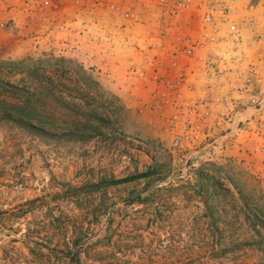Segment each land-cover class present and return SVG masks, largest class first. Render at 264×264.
Here are the masks:
<instances>
[{"label":"rangeland","instance_id":"rangeland-1","mask_svg":"<svg viewBox=\"0 0 264 264\" xmlns=\"http://www.w3.org/2000/svg\"><path fill=\"white\" fill-rule=\"evenodd\" d=\"M37 1L0 0V264H264V0H224L239 32L218 25L203 60L184 51L202 36L191 9ZM181 69L193 85L157 98ZM218 97L247 104L187 115Z\"/></svg>","mask_w":264,"mask_h":264},{"label":"built area","instance_id":"built-area-1","mask_svg":"<svg viewBox=\"0 0 264 264\" xmlns=\"http://www.w3.org/2000/svg\"><path fill=\"white\" fill-rule=\"evenodd\" d=\"M168 2V3H167ZM38 7L43 10L48 5H51L49 0H39L37 1ZM157 4L159 5H165L169 7H173L175 9L177 8H185V9H191L193 11L198 12L200 19L202 21V31H201V38L197 41H191L190 39H187L188 45L184 47L185 54L188 56V58L193 57L196 60H203V56L197 55V50L207 48L216 38L215 32L218 30L217 26L221 23H227L228 25V32L231 34H238L239 32V26L237 23L233 20V16L231 15L229 6L227 5V2L224 0H219L217 3L210 4V5H204L202 2L200 3H193V0H179L178 2L172 4L171 2L167 0H158ZM128 16V14H126ZM209 25H213L215 28H210ZM210 54L213 55L214 52L210 51ZM160 57L157 58V67L156 64H152L151 66V72L149 73L150 78L153 81H156L157 84H160L161 77L156 72V69L158 70L160 66ZM177 52L174 51L172 53V59L171 62L173 65H177L179 61L177 60ZM189 60V59H188ZM207 67L210 69L216 68V63L214 59L208 58ZM188 64L190 65L189 61ZM251 71H254V68L251 67ZM189 73V72H188ZM190 74V73H189ZM187 74L184 70L181 69V72L176 77L174 81L171 80H164V85L166 88V91L162 94L157 93V98H162V100H172L178 101L179 98L182 97L180 90L181 86L183 85H193V79L189 77L190 75ZM189 75V76H188ZM238 80L236 85H239V87L247 88V85L249 82H251V79L248 78L245 81H241V77H237ZM227 84L228 81H225ZM236 82V81H235ZM251 84V83H250ZM249 103L251 104H257V99L253 96L249 99ZM198 104V103H197ZM247 103L243 102L242 98H228V97H218L212 102L204 101L202 103H199L198 105L192 104L191 107L187 109V115L190 116H197L198 114L204 115L205 113H208L213 107L220 108L221 110L225 111L223 108L226 109L225 114H232L235 111H238L241 106H245ZM193 106H195L193 108ZM200 106V108H199ZM204 106V107H202ZM256 107V106H255ZM205 109V110H204ZM204 110V113H203ZM190 114V115H189ZM180 117V114L178 112H175L171 115V123L172 127L174 128L175 125L178 123L177 120ZM264 125V122H263ZM191 132L192 127H190ZM190 130L187 131L186 139L190 138ZM182 141V135L176 134L172 141V146L177 147L181 145Z\"/></svg>","mask_w":264,"mask_h":264},{"label":"trees","instance_id":"trees-1","mask_svg":"<svg viewBox=\"0 0 264 264\" xmlns=\"http://www.w3.org/2000/svg\"><path fill=\"white\" fill-rule=\"evenodd\" d=\"M154 172H155V170H150L149 169V170H146V171H143V172H137V173H134V174H131V175H128V176L119 178V179L102 180V181H99L97 183H91V184H89V187L87 189L88 190L87 192L97 191L100 188H102L103 186H107V185H111V184L116 185V184H121V183L129 182V181H132V180H136V179H139V178H146V177L151 176ZM213 218L215 219L216 217H213ZM256 218L260 222H262L264 224V222L261 221V218H260L259 215H257ZM60 230H61L62 234L64 233V235L68 234V232H70V234H71V232H72L73 236H75V239H73V241H71L70 238L67 237V236L65 237V239H68L70 245L72 247H75V249L80 248L79 247L80 245L78 243L79 240H77V239L80 236L84 235L82 233V231H80L79 229L78 230L77 229H74V230L73 229H69L67 226L66 227L61 226L60 227ZM70 258H71V262L73 264H81V260H80V258L78 256L70 257ZM111 264H131V263H129L128 261L123 260L121 257H115L113 263H111ZM132 264H141V263L140 262H136V263H132Z\"/></svg>","mask_w":264,"mask_h":264}]
</instances>
